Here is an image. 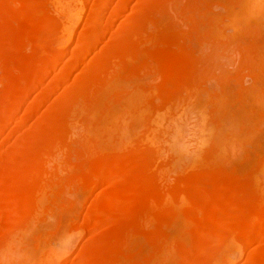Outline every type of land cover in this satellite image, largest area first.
<instances>
[{
    "label": "bare ground",
    "instance_id": "1",
    "mask_svg": "<svg viewBox=\"0 0 264 264\" xmlns=\"http://www.w3.org/2000/svg\"><path fill=\"white\" fill-rule=\"evenodd\" d=\"M136 1L0 0V144L30 125L29 120L62 84L78 78V74L94 75L98 79L93 83H79L75 90L71 86L72 90L60 91L62 96L51 98L49 106L41 108L45 113L41 112L40 121L33 123L35 131L22 132L16 145L0 153V264H34L33 259L29 263L31 258L26 250L27 242L33 238L37 247L40 246V250L37 248L42 255L40 259L43 258L37 259V264H61L75 245L72 238H64L59 231L54 233L57 224L52 228L53 234L38 233L41 225L46 224L47 216L52 215H49V204L54 201L63 208L69 202H64L66 193L83 197L100 184L118 192H111L114 200L111 204L95 195L88 207V221L82 220L78 228L72 229L79 234L86 230L92 233L89 239L100 240L98 246L78 251V264H188L215 249L217 255L210 264H234L257 241L261 245L248 251V264H264V150L262 155L257 151L256 160L252 155L246 156L251 161L247 170L238 172L239 168L232 169L228 162L239 155L242 144L235 134L236 127L239 129L235 123L239 122L245 129L250 123V129L251 123L257 120L252 123L254 130L264 125V108L253 109L252 101L250 104L247 100L251 98L247 94L251 91L252 97H257L252 98L254 102H262L264 82L260 84L261 90L255 84L248 91L247 87L246 91L239 88V93L247 94L246 100L240 102L241 108L230 107L233 100L230 101L226 88L229 90L230 77H235L223 75L219 64L220 72L218 68L216 72L204 61L196 60L192 55L194 49L183 44L186 32L174 25L188 18L186 7L196 17L199 13L197 20L196 17L192 20L204 19L205 23L201 22L204 27L191 28L194 32L191 36H197L199 45L226 40L222 51L231 53L228 58L243 65L247 75L259 84L258 78L262 81L264 77V40L259 37L264 39V35L260 27H251L250 22L262 17L264 0H230L236 10L229 0H222L230 4L228 8L218 0L225 7V13L230 7L234 10L229 14L218 13L220 19L207 9L211 8L207 5L212 6L210 0H186L188 3L161 0L162 6L153 16L147 17L154 12H146V17L142 13V16L124 17L125 9L137 6H134ZM171 19L179 22L171 25ZM216 20L223 21L225 29L231 27L239 32L245 28L244 31L254 33L251 34L254 38L256 34L257 39L252 37L246 44L235 42L232 36H223L224 23L219 27ZM81 22L83 27L78 30ZM218 30L221 32L217 33ZM220 34L229 39L220 38ZM71 42L73 48L69 46ZM28 49L32 51L28 52L29 56ZM87 57V60L91 58L90 65L96 62L94 67L87 65ZM189 57L195 58L190 68L198 65L201 69L187 76L181 61ZM63 59L68 61L62 63L66 61ZM241 75L236 74L240 77L235 80ZM214 76L222 87L206 93L202 86ZM245 103L252 108L247 109ZM259 111L262 114L258 120ZM237 112L243 120L235 118L240 116L235 115ZM247 117L253 121L248 122ZM227 118L234 121L230 125H236L233 132L225 129ZM186 127H190V138L195 137L194 149L180 146V141L185 140L182 134ZM249 133L253 134L252 130ZM250 140L254 141L253 137ZM185 151L191 152L187 159ZM224 162L226 165L228 162V171H221L218 178L196 173L205 164L204 170L221 169ZM134 170H141L139 179L128 181L127 176ZM188 170L191 171L186 176L181 175V171ZM240 195L251 199L242 202ZM4 198L12 200L5 203ZM119 219L127 222L120 223ZM209 233L220 239H200Z\"/></svg>",
    "mask_w": 264,
    "mask_h": 264
},
{
    "label": "rangeland",
    "instance_id": "2",
    "mask_svg": "<svg viewBox=\"0 0 264 264\" xmlns=\"http://www.w3.org/2000/svg\"><path fill=\"white\" fill-rule=\"evenodd\" d=\"M135 1V0H134ZM161 0H143V1H140V0H137L136 1V3H134V2H132V3H134V6L137 4V6H135V7H132V5H130L129 7H127V9H125V11L123 12L124 14H122L123 16L125 15V16H128L129 14L130 15H132V14H140V13H142L143 14V16L145 15V17L147 16V14H146V12L149 14V12L150 13H153L152 15L151 14H149L147 17H149V16H153L155 13H157L158 12V10L157 9H159V7H160V4L162 3V2H164V0L162 1V2H160ZM183 1V0H182ZM189 1V0H188ZM207 2H208V0H206ZM211 1V3H212V6H211V4H209V5H207V6H210L211 8H208L207 7V9H209V10H211L210 12H214V13H216L217 14V16H218V19H220L219 17H221V16H219L218 15V13H220V12H223L224 14H229L231 11V9L233 10V8L235 9L236 7H233V5H235V3L232 5V2H230V0H229V2H230V4L232 5V7H230V12L229 11H227V13H225L224 12V8L222 7V2H224V1H222V2H218V0L216 1V0H213L214 2H212V0H210ZM220 1V0H219ZM141 2V3H140ZM228 2V1H227ZM185 3H188V2H186V0H185ZM226 2H224V4H225ZM153 4V5H152ZM164 4V3H163ZM179 5L181 4H184V3H178ZM190 4V3H189ZM217 4V5H216ZM219 4L221 5L220 7H219ZM230 4H225V6H226V8H228L227 7V5H229L230 6ZM146 5L148 6V7H146ZM158 5V6H157ZM188 5V4H187ZM186 5V6H187ZM214 5V6H213ZM151 6V7H150ZM161 6H162V4H161ZM189 6V5H188ZM214 7V8H213ZM129 8H131L130 10H129ZM140 8V9H139ZM161 8V7H160ZM191 8V7H190ZM223 8V9H222ZM214 9V10H213ZM237 9H238V7H237ZM145 10V11H144ZM155 10H157L156 12H155ZM213 10V11H212ZM236 10V9H235ZM239 10H240V7H239ZM196 11V10H195ZM234 11V10H233ZM126 12V13H125ZM145 12V13H144ZM229 12V13H228ZM237 12V11H236ZM32 13H33V11H32ZM31 12H30V14H32ZM37 13V12H36ZM194 13V12H193ZM192 13V11L190 12V9L188 10V8L186 7V18L187 19H184V23H183V21L181 20L180 22V24L179 23H174V22H179V20H177V21H172V19L173 20H175L176 19V17H172V19L170 20V22L169 21H167V22H169L171 25H173V23H174V25H176V27H177V29H179V27L180 28H182L181 29V31L184 33V31L186 32L185 34H187L186 36H184V38H183V41H185L183 44H185V46L186 47H188V48H192V49H194V51L192 52L193 54L192 55H195L194 57H197L196 58V60H198V61H204L203 63H205V64H207V65H209L211 68H213V70H215L216 72H220V70H221V72H224V74L223 75H225V73H226V76L229 78V76L231 75V76H234L235 77V79H236V77H240V76H235L236 74L237 75H240V74H242L241 76V78L240 79H238V80H235V79H232V77H230L231 78V80L229 81V83H228V88H229V90L231 91H229L227 88H226V91H228L229 93H230V101H231V98H232V100H233V102L231 101V103L233 104H230V102H229V104H230V107H232V108H241L239 105H241L242 106V103H243V101L244 100H246V98H244L247 94H248V97H249V95H251L250 97L251 98H247V100H248V102L251 104V101H252V104H251V106H253V109H255L254 107H256V109L257 110H259L260 108L259 107H261V108H264V97H261V98H263V99H261L262 100V102L260 103L259 102V104L257 103V101H259V100H257L256 102H254V100H256L257 99V97H255L256 99H254V97H252V92L250 91V92H248L247 94H245V95H243V94H241V93H239V88H241V87H243V89L245 88V87H247L246 89H247V91H248V89L250 88V87H255V85H256V87L258 86V88H259V86H260V90H261V85H262V83L264 82V77L262 78V81L261 80H259V78H258V82H259V84H256V81H255V83H254V81H253V77L252 76H250V75H247L248 73V71L245 69V67L243 66V65H240L239 64V62H236V61H233L232 60V58L231 57H229L228 58V55L230 56L231 55V53H229V52H227V53H224L223 51H222V48L224 47L223 45H225L226 46V44H224L225 43V41L226 40H223L222 42L221 41H216V40H218L219 38H218V36H216L217 38H216V42H218L217 44H216V42L215 43H212V42H210V43H212V44H210L209 42L207 43H203L202 45H199V42H198V38H197V36L195 35V34H193L192 36H191V33H194V32H192V30H191V28L192 29H194V27L195 28H198L199 26V28L198 29H200L201 28V25H202V29H203V24L201 23V22H204L205 23V20L203 19L201 22H200V20H198V21H196L197 20V18H198V14H197V17L195 16V13L193 14ZM197 13V12H196ZM214 13H212V15H215ZM232 13V12H231ZM234 13V12H233ZM258 13V12H257ZM260 13V12H259ZM258 13V14H259ZM29 14V15H30ZM34 14H35V12H34ZM31 15V16H34V17H36V15L38 14H36V15ZM191 14V15H190ZM192 14H193V16H192ZM224 14H223V16H224ZM28 15V14H27ZM26 15V16H27ZM39 15H40V13H39ZM141 15V14H140ZM220 15H222V14H220ZM254 15H256V14H254ZM263 15H264V13H263ZM262 15V17L261 18H258V19H254L253 17V19H251V21H253V22H250L249 20H250V18H248L247 20L250 22V24L252 25L251 27H254V26H256V27H260L261 28V30L260 31H263V35H264V16ZM123 16H122V18H123ZM124 16V17H125ZM138 16V15H137ZM142 16V15H141ZM216 16V15H215ZM226 16V15H225ZM228 16V15H227ZM257 16V15H256ZM191 17V18H190ZM193 17L196 19H194V20H192L193 19ZM212 17V16H211ZM214 17V16H213ZM259 17H260V14H259ZM200 18V17H199ZM222 18H224V17H222ZM200 19H202V18H200ZM217 19V18H216ZM85 20V19H84ZM84 20H82L83 22H84ZM185 20H186V22H185ZM191 20V21H190ZM247 20H245V21H247ZM172 21V22H171ZM190 21V22H189ZM217 21V20H216ZM220 21V20H219ZM219 21H217L216 23H219ZM223 21L226 23V21L223 19ZM223 21H221L222 23H224ZM244 21V22H245ZM83 22H81L80 23V25L78 26V30H81L82 28H80V27H83ZM167 22H164V23H167ZM220 22V23H221ZM185 23H186V25H185ZM194 23H196V24H194ZM198 23V24H197ZM199 23H201V24H199ZM208 23V22H207ZM219 23V24H220ZM225 23H224V25L223 24H218V26L220 27L221 25H223V29H225L224 27H225ZM248 23V22H247ZM247 23H244L245 25H247ZM170 24H168V25H170ZM184 24V25H183ZM192 24V25H191ZM228 24V23H227ZM257 24V25H256ZM167 25V24H166ZM170 25V26H171ZM196 25V26H195ZM199 25V26H198ZM245 25H244V27H245ZM260 25V26H259ZM169 26V27H170ZM182 26H185L184 28L182 27ZM207 26V25H206ZM248 26H249V24H248ZM168 27V26H167ZM168 27V28H169ZM176 27H174V28H176ZM216 27V26H215ZM214 27V28H215ZM219 27H218V29H219ZM228 26L226 25V28H227ZM242 27H243V25H242ZM243 27V28H244ZM255 27V28H256ZM249 28H250V26H249ZM202 29L201 30H199V31H202ZM222 29V30H223ZM232 28L230 27V28H227V29H225V31H223V32H226V33H223L222 32V34H223V36H225V35H228L229 37L230 36H232L233 37V39L235 40V42L237 41V42H242V43H244V44H246L247 42H251V40H249V39H253L254 37L251 35V34H253L254 35V33L252 32L251 34H250V32H248V31H244L245 30V28H244V30H243V32H242V30L241 31H237V30H239V29H237L235 32H238L239 33V35H238V33L236 34H234L233 32V29L231 30ZM254 29V28H253ZM257 29V28H256ZM263 29V30H262ZM189 30H191V31H189ZM215 30V32H216V29H214ZM255 30V29H254ZM253 30V31H254ZM188 31V32H187ZM258 31V30H257ZM260 31H258V32H260ZM221 31L220 30H218V32L217 33H220ZM242 32V33H241ZM233 33V34H232ZM243 33H244V35H243ZM261 33V32H260ZM222 34H220L219 36H220V38H223L222 37ZM225 34V35H224ZM218 35V34H217ZM243 35V36H242ZM259 35V34H258ZM262 34H260V36H261ZM246 36V37H245ZM250 36H251V38H250ZM235 37V38H234ZM237 37V38H236ZM253 37V38H252ZM105 38V37H104ZM197 38V39H196ZM224 38H228V37H224ZM223 38V39H224ZM260 38V40H264V39H262L261 37H259ZM258 38V39H259ZM229 39V38H228ZM228 39H227V42H228ZM254 39H257L256 38V34H255V38ZM105 40V39H104ZM103 40V41H104ZM219 40H221V39H219ZM259 40V41H260ZM103 41H102V43L101 44H103ZM182 41V42H183ZM189 41V42H188ZM195 41V42H194ZM230 41V40H229ZM240 42V43H241ZM246 42V43H245ZM254 42H255V40H254ZM257 43V42H256ZM100 44V46H101V48H102V50H103V47H102V45ZM194 44H195V46H194ZM222 46H221V45ZM258 44V43H257ZM104 45V44H103ZM210 45V46H209ZM218 45V46H217ZM69 46H71V48H73L72 46H73V43L71 42L70 43V45ZM216 48H215V47ZM218 47H221V48H218ZM44 48V47H43ZM70 48V47H69ZM99 49H100V47H99ZM102 50H100V51H102ZM212 50V51H211ZM195 51H197L196 53H194ZM199 51V52H198ZM220 51V52H219ZM248 51H249V49H248ZM28 52H32L30 49H28L27 50V53ZM30 53H28L27 54V56H29V55H31ZM229 53V54H228ZM198 55V56H197ZM215 55V56H214ZM89 57V56H88ZM88 57L86 58V60L88 59ZM225 57V58H224ZM66 58V57H65ZM231 58V59H230ZM66 59H68V57L66 58ZM66 59H63L62 61H64V60H66ZM195 58H186V59H184V60H182L181 61V63H183V64H185V69H184V73L187 75V76H189L190 75V73H198V72H200V69H201V67L200 66H196V67H192V68H190L191 67V65H190V62L192 61V60H194ZM225 59V60H224ZM208 60V61H207ZM232 60V61H231ZM68 60H66V61H64V62H62V63H65V62H67ZM215 61V62H214ZM226 61H227V63H226ZM229 61V62H228ZM86 62H89V64H87V65H90V62H91V58L89 59V60H87ZM235 62V63H234ZM96 62H93V63H91V65L93 66V64H95ZM214 63V64H213ZM98 64H100V62H98L97 63V65ZM217 64H219V65H221V67L220 68H222V69H220L219 70V68H218V66H217ZM228 64V66H226ZM90 65V66H91ZM213 67H212V66ZM225 65V66H224ZM89 66V67H90ZM95 66V65H94ZM93 66V67H94ZM217 66V67H216ZM96 67H98V66H96ZM228 67V68H227ZM215 68V69H214ZM216 68H218V71H217V69ZM226 68V69H225ZM238 69H239V71H238ZM243 69V70H242ZM234 72V74H233V72ZM238 71V72H237ZM237 72V73H236ZM240 72V73H239ZM241 72H243V73H241ZM196 73V74H197ZM76 74H78V73H76ZM228 74V75H227ZM245 74V75H244ZM261 74H263V71H262V73ZM81 77H80V76ZM83 74H78V78L76 77V79H73L72 80V78H74L75 77V75L70 79V81L71 82H67V83H70V84H67V83H65V84H62L61 86H60V88L58 89V90H56L55 91V93L54 94H52L51 95V97H50V100H51V98L53 99H55V96H56V99L58 98V97H60V96H62L63 94L62 93H65L67 90H69V88L71 89V86H72V89H74V87H75V89H78V85H81V84H79V83H82L83 82V84L85 83V81H86V83H87V81H90V83H93V82H96V80H98L97 79V77H95L94 75L92 76V75H87V74H84L83 76H82ZM77 76V75H76ZM249 76V77H248ZM260 76V75H259ZM262 76V75H261ZM233 77V78H234ZM250 77H252V79L250 78ZM216 77L214 76L213 78H210L209 80H208V82H205L204 83V85L202 86L203 87V91H206V93L207 92H211V91H215V90H217L218 88V86L219 87H222L221 85V82H217V81H215L216 79H215ZM244 78V79H243ZM214 79V80H213ZM75 80V81H74ZM218 80V79H217ZM243 80V81H242ZM74 81V85H71V83ZM78 81H80V82H78ZM233 81V82H232ZM235 81V82H234ZM261 81V82H260ZM215 82V83H214ZM247 82V83H246ZM249 82H251V84L249 83ZM253 82V83H252ZM89 83V82H88ZM207 83V84H206ZM218 83H220V85L218 84ZM223 83V82H222ZM226 82H224V84H225ZM233 85H232V84ZM235 83V84H234ZM73 84V83H72ZM214 84V85H213ZM253 84H255V85H253ZM261 84V85H260ZM67 87H66V86ZM70 85V86H69ZM245 85V86H244ZM248 85H249V87H248ZM251 85V86H250ZM225 86V85H224ZM223 86V87H224ZM235 86H237V87H235ZM64 87H66V88H64ZM225 87H227V86H225ZM225 87H224V89H225ZM68 88V89H67ZM214 88V89H213ZM65 89H66V91H65ZM71 89V90H72ZM74 89V90H75ZM242 89V88H241ZM240 89V90H241ZM246 89H244V91H246ZM250 89H253V88H250ZM249 89V90H250ZM257 89V88H256ZM63 90L65 91V92H63ZM209 90V91H208ZM237 90H238V92H237ZM62 93H61V92ZM57 92V93H56ZM237 92V93H236ZM254 93H257V92H255V91H253ZM60 93V94H59ZM231 93H233L232 95H231ZM238 93L240 94V95H238ZM62 94V95H61ZM259 94V93H258ZM257 94V95H258ZM57 95H59V96H57ZM241 95H243V100H241L242 99V96ZM233 96V97H232ZM254 96H256V94H254ZM254 100H253V99ZM258 99H259V97H258ZM50 100L47 102V103H45V105H44V107H41V108H46L47 106H49V103H50ZM240 102H242V103H240ZM245 102V101H244ZM248 104V103H247ZM249 104V105H250ZM255 104H257L256 106H255ZM47 105V106H46ZM237 105V106H236ZM244 105H246V103L244 104ZM248 105V106H249ZM234 106V107H233ZM247 106V105H246ZM247 106V107H248ZM229 107V108H230ZM246 107V108H247ZM250 107V106H249ZM249 107L247 108V109H249ZM258 107V108H257ZM39 109L38 110V112H37V114L34 116V117H32L30 120H29V122H30V125L28 124V126L27 127H23V128H20L19 130H18V132H16L15 133V135L12 137V138H10V139H7V140H3V142L0 144V153H2V154H4L6 151H7V149H9L10 147H13V144L14 145H16L17 143V139H18V137L21 135V134H23L24 132L25 133H31V132H33V131H35V125H33V123L34 122H36L37 123V121L39 122L40 121V119H39V117H41L45 112L44 111H40V110H43V109ZM243 108V107H242ZM250 108H252V107H250ZM231 109V108H230ZM262 110V109H261ZM260 110V111H261ZM233 111V110H232ZM235 111L236 110H234L232 113H235ZM237 111H239V109L237 110ZM243 111V110H242ZM260 111H259V113H257V114H255L254 116H258L257 118H258V120L259 119H261V117H259V114H262V113H260ZM43 114H42V113ZM231 112V111H230ZM257 112V111H256ZM262 112V111H261ZM231 113V114H232ZM238 113V112H237ZM235 114V115H239L240 113H241V111H240V113H238V114ZM42 114V115H41ZM242 114V117L244 118V115H243V113H241ZM241 114H240V116H239V118H238V116L237 117H235V118H237V119H241L240 117H241ZM245 116H247L246 114H245ZM234 117H232V119L234 118ZM246 118V117H245ZM255 118V117H254ZM232 119L230 118H227L226 120L227 121H225L224 120V122L226 123H228V124H224V126H225V129L227 128L228 130H230L231 129V131L234 129V126H236L235 124H237L238 125V127H239V129H237V127H236V131H237V133H235V130H234V133L241 139V142H240V144L242 143H249L250 144V146L252 147H250L249 146V144L247 143L246 144V146L245 147H242V144H241V146H239V148H241L238 152H239V155H238V153H237V151L235 152V153H237V156L235 157L234 156V158H232L231 157V159H230V161H228V162H231V165H229V167L231 166V167H233L232 169H234V168H236L235 170H237L238 168V172H241V171H244V170H247L248 169V167L250 166V163H251V161H249V160H247V157L249 158L250 157V155H252L253 157H254V160H256V159H258L257 158V153L258 152H260L259 154H261V150H264V125L263 126H261L260 128L259 127H257L255 130H254V128H253V126H252V123L254 122V121H257V120H252V119H250V120H252L251 122V127L253 128H251L250 127V129H248V126H250L249 124H248V126H247V128L245 129L244 128V126H243V128L240 126L241 124L239 123V122H236L235 124H234V126H232V125H230L231 124V122H232ZM236 119V121H238ZM231 120V121H230ZM234 120V119H233ZM241 120H243V119H241ZM247 120H248V122L250 121L249 120V118L247 117ZM247 120H245V121H247ZM261 121V120H260ZM223 122V123H224ZM234 122V121H233ZM233 122H232V124H233ZM247 122V123H248ZM35 123V124H36ZM239 123V124H238ZM241 123L243 124V122L241 121ZM256 123V122H255ZM261 123V122H260ZM259 123V126L261 125ZM264 123V122H263ZM37 125V124H36ZM245 125H247L246 123H245ZM185 126V125H184ZM186 126H188V125H186ZM215 126V125H214ZM230 126H232L233 128H230ZM256 126V125H255ZM29 127V128H28ZM30 127H31V129H30ZM34 127V128H33ZM246 127V126H245ZM188 128H190V127H186L185 128V130L183 131V129H184V127H183V129H182V131H183V138H185V140H184V142L181 140L180 141V143L182 144H180V146H181V148H183V147H185L186 149L187 148H189V149H191V147H192V149H194V145L196 144V140L194 139L195 137L194 136H192L191 138H190V130H188ZM215 128H216V126L214 127V130H215ZM241 128H242V130H241ZM25 131H24V130ZM27 129H29V130H27ZM32 129H33V131H32ZM245 129V130H244ZM257 129H258V131H257ZM247 130H249V132H251V130H252V133L254 134H251V133H249ZM254 130V131H253ZM240 131V132H239ZM243 131V132H242ZM257 131V132H256ZM23 132V133H22ZM187 132H189V136L188 135H186V133ZM211 132V131H210ZM233 132V131H232ZM240 134H239V133ZM247 132H248V134H250V135H248L247 134ZM256 132V133H255ZM20 133V134H19ZM207 133V132H206ZM212 133V132H211ZM214 133V132H213ZM256 134V135H255ZM19 135V136H18ZM186 135V136H185ZM245 136V137H244ZM248 136H249V138H248ZM194 137V138H193ZM235 137V136H234ZM237 137V139H236V137H235V139L237 140V141H240V139ZM242 137L244 138V140H245V138L246 139H248V140H245V141H247V142H244L243 141V139H242ZM252 137H253V140L254 141H251L250 139H252ZM3 138V137H2ZM211 138V137H210ZM209 138V139H210ZM255 138V139H254ZM257 138V139H256ZM0 140H2L1 139V137H0ZM10 140V141H9ZM250 140V141H249ZM6 143H5V142ZM16 141V142H15ZM192 141V142H191ZM236 141V142H237ZM253 143V144H252ZM262 143V144H261ZM185 144H187V145H189V146H187V145H185ZM235 144V143H234ZM237 145H235L237 148H238V145H239V143H236ZM257 144V145H256ZM179 145V144H178ZM185 145V146H184ZM243 145H245V144H243ZM261 145V146H260ZM183 146V147H182ZM234 145H233V149H234V147H235ZM257 146V147H256ZM254 147V148H253ZM180 148V147H179ZM180 148V149H181ZM184 148V149H185ZM258 148V149H257ZM185 149V150H186ZM256 149V151H254ZM259 149H260V151H259ZM6 150V151H5ZM235 150H236V148H235ZM5 151V152H4ZM187 151V150H186ZM185 151V152H186ZM188 151H190V150H188ZM192 151V150H191ZM194 151V150H193ZM254 153H253V152ZM258 151V152H257ZM185 152H183V154L185 153ZM232 153H233V151H231ZM251 152H252V154H251ZM256 152V153H255ZM264 151H262V153H263ZM189 153V152H188ZM187 152L185 153L186 154V157H185V159H187V154H188ZM191 153V152H190ZM189 153V154H190ZM231 153V156L232 155H234V154H232ZM228 154H230V153H228ZM204 155H206V153L204 154ZM262 155V154H261ZM190 156V155H189ZM189 156H188V158H189ZM225 156H228L229 157V155H225ZM247 156V157H246ZM251 156V159H253V157ZM183 157V156H182ZM228 157H226V158H228ZM255 157H256V159H255ZM225 159V158H224ZM184 160V159H183ZM226 160V159H225ZM224 160V161H225ZM228 160V159H227ZM232 160V161H231ZM202 161H203V159H202ZM205 162V161H204ZM226 162V161H225ZM225 162L224 163H222V164H225ZM228 162H227V165H228ZM242 162V163H241ZM205 164V163H204ZM238 164V165H237ZM240 164V165H239ZM247 164V165H246ZM226 164L225 165H222V167H221V169L219 168V169H207V170H204V169H206L205 167H206V164L205 165H203V168L204 169H202V170H200V168H199V170H197V175L199 174V176H206V177H214V176H216V178H218V174H222V173H224V172H227L228 170L226 169L227 166ZM224 166H225V168H224ZM236 166V167H235ZM224 169V170H223ZM229 170H231L230 168H228ZM136 170V169H135ZM134 170V171H135ZM212 170V171H211ZM225 170H227V171H225ZM241 170V171H240ZM140 171L141 170H137V171H135V172H133V173H131V174H129V176H127V180L129 181H137L138 179H139V173H140ZM190 171L191 170H188V171H181V175L182 176H186V174L185 173H190ZM199 171V172H198ZM207 171V172H206ZM221 171H222V173H221ZM201 172V173H200ZM173 173H175V174H178V173H176V172H173ZM172 173V174H173ZM180 173V172H179ZM128 175V174H127ZM140 175H141V173H140ZM188 175V174H187ZM195 175V174H194ZM210 175V176H209ZM174 176V175H173ZM221 176V175H220ZM219 176V177H220ZM141 177V176H140ZM172 177V176H171ZM175 177V176H174ZM174 177H172V179L174 178ZM175 179V178H174ZM211 179V178H210ZM117 189H112V188H107L104 184H100V186L99 187H97V188H94V189H90L88 192H86V194L82 197V196H80V197H78V196H76L75 197V195L74 194H72V192H68V193H66V196L64 195V197L65 198H63V199H65V203H66V201H68L69 200V202H71L70 204H69V206H68V203H67V206H65V207H58L57 206V204L54 202V201H52L49 205H51L50 206V211H49V215H51V216H47V220H46V224L44 225L43 224V226L41 225V227L39 228L40 230H38V233H39V231L40 232H42V233H45V234H48V233H52L53 234V232L55 231V230H53L52 228H53V226H54V224H57V226H54V227H56L57 228V232H54V233H61L62 234V236L64 237V238H72V244L73 245H75L74 246V249L69 253V254H67V255H65L64 257V261L63 262H61V264H78L79 262H80V256L78 255V251H79V253L83 250V249H88V248H92V247H96V246H98L99 244H100V240H95L94 241V239H89V238H91V236H92V233H89L88 231H86V230H81V231H79L80 232V234L79 233H74V231L72 232V229H75V227H77L78 226V222L79 223H81L80 221H82V220H85L86 219V221H88V217H87V211H88V207H89V205H91L92 204V202H93V200H94V198L96 197L95 195H100V198H102V199H104V201H105V203L107 204H111L112 202L111 201H114V200H112V197H111V192L113 191V192H118V191H116ZM93 191V192H92ZM76 194V193H75ZM67 195H69V196H67ZM241 196V197H240ZM238 198H240L239 200L240 201H242V202H244V201H247V199H249V201H250V196H248V195H246V198L244 197V196H242V195H240ZM82 197V198H81ZM248 197V198H247ZM76 198V199H75ZM11 198H4L3 199V201L5 202V203H8V202H11ZM7 201V202H6ZM90 203V204H89ZM54 207V208H53ZM58 207V208H57ZM67 207V208H66ZM53 208V209H52ZM61 210H60V209ZM70 208V209H69ZM73 208V209H72ZM52 211V213H50ZM86 212V214H84ZM87 218H86V217ZM120 220V223L122 222V223H125V222H127V220L125 221V220H121V219H119ZM118 220V221H119ZM58 222V223H57ZM83 222V221H82ZM50 225H52L51 227H50ZM76 225V226H75ZM78 228V227H77ZM76 230H78V229H76ZM50 231V232H49ZM59 231V232H58ZM209 234H210V236H209ZM209 234H205L206 235V237H203V236H205V235H202L201 236V240H204V241H207V240H210V241H213V240H219L220 239V236L218 237V236H216V235H214L215 237H213L212 235H211V233H209ZM203 237V238H202ZM218 238V239H217ZM91 240V241H90ZM222 240V239H221ZM220 242V241H219ZM261 242H254V243H252V245H250L249 247H247V250H246V252H245V254H242L241 256H239L238 258H236L235 259V261H234V264H248L249 263V260H248V257H247V254H248V251L249 250H251V249H253L255 246H258V245H261L260 244ZM255 244V245H254ZM263 244V243H262ZM27 248H26V250H27V252H28V258H29V256H30V258L31 259H28V261H29V263H31L30 262V260H32L33 259V262H34V264L36 263V262H38L39 260L41 261L42 259H40V257H42V255H41V252L39 251L40 250V246L39 247H37V243H36V240L33 238V239H29V241L27 242ZM147 246H150V243H147ZM39 250H38V249ZM81 250V251H80ZM218 250V249H217ZM199 251H200V249H199ZM40 252V253H39ZM217 253V251H216V249L214 250V251H212V253L210 252V253H207L206 255H203V256H197L196 257V259L195 260H193L192 262L190 261L188 264H210V262H211V260H212V258H214V256L216 257V254ZM78 255V256H77ZM39 257V258H36L35 259V257ZM79 258V259H78ZM247 258V259H246ZM37 259H38V261H37ZM71 260V261H70ZM10 263V262H9ZM9 263H7V264H9ZM11 264V263H10ZM27 264H28V262H27ZM33 264V263H32ZM37 264V263H36Z\"/></svg>",
    "mask_w": 264,
    "mask_h": 264
}]
</instances>
